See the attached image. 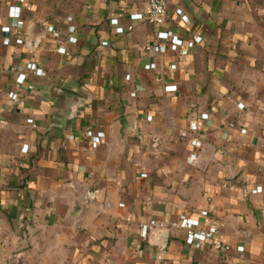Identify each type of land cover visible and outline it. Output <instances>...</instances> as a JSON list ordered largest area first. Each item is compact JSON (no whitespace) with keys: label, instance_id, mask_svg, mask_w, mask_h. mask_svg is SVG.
I'll list each match as a JSON object with an SVG mask.
<instances>
[{"label":"crops","instance_id":"crops-1","mask_svg":"<svg viewBox=\"0 0 264 264\" xmlns=\"http://www.w3.org/2000/svg\"><path fill=\"white\" fill-rule=\"evenodd\" d=\"M149 7L0 0L1 253L264 264V0H169L161 25ZM186 217L199 224H177ZM212 224L222 246L187 242Z\"/></svg>","mask_w":264,"mask_h":264},{"label":"built area","instance_id":"built-area-1","mask_svg":"<svg viewBox=\"0 0 264 264\" xmlns=\"http://www.w3.org/2000/svg\"><path fill=\"white\" fill-rule=\"evenodd\" d=\"M168 1L169 0H149L150 7H149L148 15L146 16V18H148V20L150 22L154 23L155 25L163 24L168 18ZM12 12H14L15 14L19 13V8L13 7ZM179 15L182 18L184 16H186V14L183 13L182 11L179 12ZM131 16L133 18H142L143 17L142 13H133ZM111 21L113 23H117L118 19L112 18ZM4 28H5V30H9V27H4ZM129 28H132V25H130ZM52 30H54V29H52ZM117 31L124 32L125 28L123 26H117ZM55 33L59 34L57 31H55ZM157 36L159 38L170 39L173 43H176V44H182V42H183L182 37H180L177 33H174L173 31L159 30L157 33ZM200 39H201L200 36L196 37V40H200ZM15 40H16V42H23L24 37L22 36L21 33H19V35L16 37ZM71 40H74V38L72 37ZM103 43H107V41H104ZM148 48L150 49L151 46L149 45ZM58 50L61 52L67 51L65 46H59ZM28 68L33 70L36 74H42V72H43V69L41 67H39V65H37V63L34 61H31L28 63ZM25 79H26V73L22 72V73H19L17 75L16 81L18 84H21L25 81ZM30 87H32V85H30ZM8 96H9V98L14 99V100H20L21 99L19 93L16 91H10ZM240 106H243V104H241ZM207 116H208L207 113L203 114V117H207ZM28 121L32 122L33 119L28 118ZM88 134L92 135V137H93L92 144L94 147H96L103 139V137H101L98 133L95 134L91 130H88ZM22 148H23V150L27 151L28 145L25 144V145H23ZM143 174H145V173H143ZM257 190L262 191L263 186L258 185ZM177 224H179L181 227H189L192 225L193 226L198 225L199 221L197 219L186 217V218L181 219ZM151 225L163 226L164 221L151 220ZM217 232H218V225L212 224L208 227L207 231H204V232H198V231H193V230L189 231V233L186 237V240H187V242L192 243L196 240L203 241L207 237H212L213 241L215 242V244L217 246H222L223 242L215 237Z\"/></svg>","mask_w":264,"mask_h":264},{"label":"rangeland","instance_id":"rangeland-1","mask_svg":"<svg viewBox=\"0 0 264 264\" xmlns=\"http://www.w3.org/2000/svg\"><path fill=\"white\" fill-rule=\"evenodd\" d=\"M17 250H10L6 253H1L0 264H41L43 261L39 255L18 254Z\"/></svg>","mask_w":264,"mask_h":264}]
</instances>
